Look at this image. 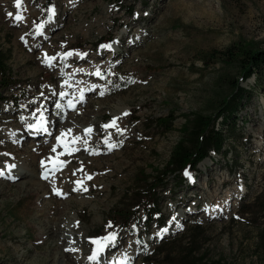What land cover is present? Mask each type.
Segmentation results:
<instances>
[{
	"label": "rangeland",
	"instance_id": "1",
	"mask_svg": "<svg viewBox=\"0 0 264 264\" xmlns=\"http://www.w3.org/2000/svg\"><path fill=\"white\" fill-rule=\"evenodd\" d=\"M14 2L0 0V48L11 52L14 84L5 94L10 103L0 105V264H54L63 237H84L79 264H92L91 257L101 262L100 256L101 264H112L106 248L100 252L111 236L126 237L135 248L128 262L119 264H182L190 251L193 258L205 256L204 264H264V80L239 114V138L228 140L226 157L212 154L199 173L169 176L164 186H154L186 119L193 113L214 115L229 93L226 79H239L235 66L209 60L210 53L234 44L264 47V0H22L19 9ZM16 14L23 19L16 21ZM43 55L64 62L48 66ZM100 60L108 69L89 79L101 94L84 102L81 95V103L66 110L74 91L67 96L60 85L82 77L69 70ZM254 85V77L241 83L247 89ZM118 109L125 112L116 119ZM45 116L49 126L40 122ZM172 116L174 130L164 134L155 123ZM79 126H90L91 132L65 136L61 147L70 151L48 172L71 183L65 194L73 198V208L62 220L66 232L59 239L42 238L41 222L53 213L48 207L39 216L44 191L23 196L8 178L48 140V127L50 147L63 131ZM9 129L32 137L10 139ZM83 139L92 145L75 150ZM11 162L16 167L6 175ZM39 166L37 161L34 167ZM31 180L39 181L37 176ZM149 198L158 200L152 224L122 227L120 216L138 211ZM111 212L113 224L107 221ZM73 222L81 228L77 236L70 234ZM67 244L68 254L79 250Z\"/></svg>",
	"mask_w": 264,
	"mask_h": 264
},
{
	"label": "trees",
	"instance_id": "2",
	"mask_svg": "<svg viewBox=\"0 0 264 264\" xmlns=\"http://www.w3.org/2000/svg\"><path fill=\"white\" fill-rule=\"evenodd\" d=\"M51 2V0H46ZM209 60L221 61L228 66H235L239 72V79H226V87L229 93L219 101L216 106L214 115H203L193 113L186 119V124L180 129V140L173 148L170 158L163 170L158 173L155 187L164 186L169 176H182L186 172L199 173V166L207 159H212V154L227 156L230 151L225 146L230 139L238 140L239 130L237 122L240 118L239 114L245 110L252 102L255 89L260 86L264 80V47L254 43L251 46L246 44H234L223 51H212ZM11 60V52L7 53L0 48V105L10 103L5 95L8 90L13 87L12 71L9 67ZM208 63V61H204ZM255 78V85L251 89L241 86V83ZM220 120V121H219ZM247 119L245 118L244 121ZM174 118L156 121V125L162 129L164 134H168L174 130ZM246 122L243 123L245 125ZM182 178V177H181ZM182 180V179H181ZM141 195V193H137ZM158 205L157 199L149 198L134 213L130 215L120 216L121 226L127 227L128 224L134 223L135 228L139 226L149 227L155 219L156 209ZM140 211L143 214L138 217L137 222L133 220ZM124 212V211H123ZM112 212L108 213L107 221L113 224ZM135 218V217H134ZM264 249V238L262 239ZM191 256L193 251H190ZM264 255V252H263ZM188 256L183 260L182 264H204L205 256L193 258ZM215 264H226L218 260Z\"/></svg>",
	"mask_w": 264,
	"mask_h": 264
},
{
	"label": "bare ground",
	"instance_id": "3",
	"mask_svg": "<svg viewBox=\"0 0 264 264\" xmlns=\"http://www.w3.org/2000/svg\"><path fill=\"white\" fill-rule=\"evenodd\" d=\"M14 5H15V2H14ZM13 8L17 9L16 6H13ZM119 41L121 42L122 39H120ZM45 54H47V53H45ZM115 56H116L115 53L111 54V56L107 59V61L111 57H115ZM43 58L46 59V64L48 66H53V67L59 66L60 64H62L64 62V60H62V59L53 60V59H51L45 55H43ZM79 58H80V60H84L83 57H79ZM69 61H73V60H71V58H70ZM107 61L103 62L102 60H100L98 62H95L92 64V66L90 68L88 66L86 68L75 66L69 70V72H71L72 75L78 74V75H82V77L71 78V79L65 81L63 84L60 85V88L62 87L61 88L62 93H64L67 96H68V91H70V90L74 91V93L71 94L73 99L68 98L66 101L67 103H65V105H64V108H66V110H68L73 105L80 104L81 102L79 101V97L81 95H83V97L81 99L84 102V101L90 100L92 97H95V96L101 94L100 87L98 85H96V83H94V81L92 79H89V78L92 75H95L97 73H101L103 70H107L109 67V64L107 63ZM61 71H62V69H60V71L56 72L55 74L59 75L61 73ZM86 95H88L89 97H85ZM124 112H125V110L118 109L117 111H115V114H114L115 118L119 119L124 114ZM71 116H73V115H71ZM40 122H43L44 125L46 126L50 123V118L48 116H45L44 121H40ZM79 127L80 128H77V129L73 128V129H67L66 131H63L64 135H61L59 139H55L50 147L48 145H49V140L52 137L53 130L51 129V127H48V130H46V131L44 130L45 131L44 133L48 136V140L42 141V143H40L38 145V147H36L35 153H33V154L29 155L27 158H25L21 162L20 168L13 171L10 175V178H8V180H10V182L16 183L18 188L24 194L23 196H26V195H29L32 193L38 194L40 191H44L45 198L43 199V201L38 202L39 203V216H40V218L44 217L47 214L48 207H50V209H53V213H52L51 218H48L47 222H43V223L41 222L40 226H41L42 238H53V239L58 238L59 239V236H60L59 233H65L66 232L64 227L62 226V220L66 218V216L69 213V211L71 210V208H73V198H69L65 194V193H69V191H70L69 186L71 185V183L70 182H67V183L60 182V181H58V179L61 178V175L59 176V174L58 175L53 174L50 176V175H48V172H49L51 165L53 163H60L64 159V155H65L64 151L65 150L70 151L69 148L66 149V147H64V146L61 147V145L65 141V136L70 135L72 137V136L78 134L79 131L83 132L85 134L89 133V132H87V130L90 128V126H79ZM42 128H44V127H42ZM115 130H116V132H118V134L121 131L120 129H115ZM7 134H8V137L10 139H20V138L24 139L25 134L27 137L28 136L32 137L31 132L26 133L23 130L16 131V130L9 129L7 131ZM38 135H36V137ZM126 137H128V136H126ZM35 143L32 144V146H35ZM86 143H89L92 145L93 141L88 140V139H83L81 142H79V146L74 147L75 150H80V149L84 150V148L82 147V144H86ZM115 144H116V141H113L111 143L110 147L114 148ZM56 147H59V148H56ZM40 148L44 149L45 151L44 150L40 151ZM53 149H55V151H53ZM42 152H43V154H42ZM106 153L112 154V158H116L117 154H113L111 149H108ZM87 154L90 155L91 153L89 151H87ZM88 158L91 159L90 156ZM37 161H40V166L38 169H36L34 167V165ZM14 167H16V162H11L9 165L6 166L4 173H6V175H9V174H7L8 171L14 170ZM2 171L3 170L0 169V174L2 173ZM14 172H16V173H14ZM35 176H37L39 181L33 182L31 180L30 183H29V181H27L29 178H32ZM69 176L70 175H66V177H69ZM28 185H30V188L26 189ZM56 193H59L58 194L59 198L53 197V195L54 194L56 195ZM50 197H52L53 201L57 203L55 206L52 205L53 202H52ZM59 201L63 202V203H59ZM82 203H85V202L83 201ZM73 223L74 224L70 227V234L76 235V234L81 232V228L79 226H77V223H75V222H73ZM90 234H91V232L88 233V235H90ZM83 238L77 237V238H74V240L73 239L70 240V239H67L66 237H63L62 239H60V241H63L64 244L62 245L61 248H59L57 250V253H56L57 255L60 251H61V253L59 254V256H57V255L55 256L54 264H76V263L79 264V263H81L79 261V259L81 258V256L84 255L83 247H85V246H83V245H87L86 241ZM67 243H69L70 245H74V248H75V246L76 247L78 246L79 250L73 249L71 251V255L68 254L67 252L69 251V248L67 247V245H68ZM102 245L103 246L101 247L100 252H103V249L106 248L105 249L106 253H110V255H112V260L110 261L112 264L113 263L119 264V263H123V262L124 263L128 262V260L132 257L131 253L135 250V248L133 247V245L131 243V240H129L126 237H118V238L114 239V241L109 240V241L103 243ZM80 246H81V248H80ZM72 253H75V254H72ZM114 253H116V255ZM100 254L101 253L97 254L96 257L99 258ZM90 260H92V261L94 260L92 262V264H101L104 261V256L103 257L100 256L101 262H99L98 260H96L93 257H91ZM87 262H86V264H87Z\"/></svg>",
	"mask_w": 264,
	"mask_h": 264
},
{
	"label": "snow or ice",
	"instance_id": "4",
	"mask_svg": "<svg viewBox=\"0 0 264 264\" xmlns=\"http://www.w3.org/2000/svg\"><path fill=\"white\" fill-rule=\"evenodd\" d=\"M21 4H22V0H15V6L19 9L20 7H21ZM8 16L9 17H12L13 16V13H11V12H9L8 13ZM15 20L16 21H21L22 19H23V17H22V15H19V14H16L15 15ZM98 75H99V73H97ZM71 103V102H70ZM57 107H59V105H57ZM125 115H127V113H125ZM113 125H115V121H113ZM107 127V126H106ZM87 132H91V129H88L87 130ZM59 139V138H58ZM77 140L79 139V137H77L76 138ZM53 151H55V149H53ZM89 179H91V177H89ZM57 194H59V193H57ZM106 240H114L115 239V237L114 236H111V237H106L105 238ZM92 243H96V244H100V242L99 241H92ZM103 245L101 244V247H102ZM94 258V257H93Z\"/></svg>",
	"mask_w": 264,
	"mask_h": 264
}]
</instances>
